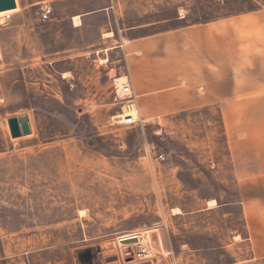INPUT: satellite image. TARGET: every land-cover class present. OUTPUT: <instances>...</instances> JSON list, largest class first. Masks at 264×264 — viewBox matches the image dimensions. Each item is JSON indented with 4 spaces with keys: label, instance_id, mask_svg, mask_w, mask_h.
Returning a JSON list of instances; mask_svg holds the SVG:
<instances>
[{
    "label": "rangeland",
    "instance_id": "374dc122",
    "mask_svg": "<svg viewBox=\"0 0 264 264\" xmlns=\"http://www.w3.org/2000/svg\"><path fill=\"white\" fill-rule=\"evenodd\" d=\"M18 6L0 17V264H128L140 248L119 239L138 234L150 250L131 264H264V98L150 115L114 81L123 41L264 0ZM21 114L31 133L13 138Z\"/></svg>",
    "mask_w": 264,
    "mask_h": 264
},
{
    "label": "crops",
    "instance_id": "0c3cea01",
    "mask_svg": "<svg viewBox=\"0 0 264 264\" xmlns=\"http://www.w3.org/2000/svg\"><path fill=\"white\" fill-rule=\"evenodd\" d=\"M121 47L122 76L145 114H173L208 105L227 113V99H234L237 109L241 100L264 98V10L133 37Z\"/></svg>",
    "mask_w": 264,
    "mask_h": 264
},
{
    "label": "water",
    "instance_id": "95a60500",
    "mask_svg": "<svg viewBox=\"0 0 264 264\" xmlns=\"http://www.w3.org/2000/svg\"><path fill=\"white\" fill-rule=\"evenodd\" d=\"M16 7L15 0H0V11L13 9ZM10 136L13 138L20 137L31 133V125L27 114L10 117L7 120ZM137 236L119 239V245H128L137 241ZM138 264H151L150 262H142Z\"/></svg>",
    "mask_w": 264,
    "mask_h": 264
},
{
    "label": "bare ground",
    "instance_id": "6f19581e",
    "mask_svg": "<svg viewBox=\"0 0 264 264\" xmlns=\"http://www.w3.org/2000/svg\"><path fill=\"white\" fill-rule=\"evenodd\" d=\"M16 10H18V6H16L15 8H13V9H8V10H3V11H0V17H3V16H6V15H8V14H12V13H14ZM7 17H10V16H7ZM127 82L128 81H125V77H123V76H121V77H119V78H116V82H115V87H116V91L118 92V94L119 95H122L123 93H122V88H123V86L124 85H126L127 84ZM130 105H133V104H130L129 102H127V104H125V108H128ZM131 108H132V106H130L129 107V112H132L131 111ZM123 113V112H122ZM121 113V115H122V117L121 118H123V117H126V116H132L133 118H136V117H138V115H137V111H136V116H133V115H130V114H122ZM120 117V115L117 117V118H119ZM121 118H119V119H121ZM137 236V241L135 242V243H132V244H128V245H123V246H121L122 247V249H124L125 247H128V246H130V247H133V248H136V247H139L140 248V252H142L141 254H142V257H144V258H146V256H148V255H146L145 256V254L150 250V247H146V245H143V244H146L147 242H145L146 240H148V238L146 237V238H141V236L138 234V235H136ZM146 236H147V232H146ZM117 241H118V239H117ZM148 245V244H147ZM120 247V248H121ZM152 247V246H151ZM151 249H153V248H151ZM154 252V251H153ZM153 254V253H152ZM157 254H158V256H162L160 253H158L157 252ZM135 262V259H133V261H131V262H128V264H131V263H134ZM151 264H154L153 262H151Z\"/></svg>",
    "mask_w": 264,
    "mask_h": 264
},
{
    "label": "built area",
    "instance_id": "2783aa9c",
    "mask_svg": "<svg viewBox=\"0 0 264 264\" xmlns=\"http://www.w3.org/2000/svg\"><path fill=\"white\" fill-rule=\"evenodd\" d=\"M51 13H52L51 7L46 5V4L43 5L41 7V11H40V19L43 21L47 20L50 17ZM122 93H123V96L119 95L118 92L116 91V99L127 100V102H129L130 104H132L134 102L135 96L131 90L129 82H127V84L123 86ZM119 115L114 116V121H113L114 124L131 125V124H135L139 120L138 117L133 118L132 116H126V117L119 119V118H117ZM141 253L142 252H140V250H139L138 252L133 254V259H137V258L142 257Z\"/></svg>",
    "mask_w": 264,
    "mask_h": 264
}]
</instances>
